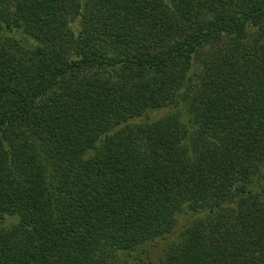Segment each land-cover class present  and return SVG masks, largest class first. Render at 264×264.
I'll list each match as a JSON object with an SVG mask.
<instances>
[{
	"label": "trees",
	"instance_id": "obj_1",
	"mask_svg": "<svg viewBox=\"0 0 264 264\" xmlns=\"http://www.w3.org/2000/svg\"><path fill=\"white\" fill-rule=\"evenodd\" d=\"M0 225V264H264V0H0Z\"/></svg>",
	"mask_w": 264,
	"mask_h": 264
},
{
	"label": "rangeland",
	"instance_id": "obj_2",
	"mask_svg": "<svg viewBox=\"0 0 264 264\" xmlns=\"http://www.w3.org/2000/svg\"><path fill=\"white\" fill-rule=\"evenodd\" d=\"M16 221H17V220H16L15 218H11V219L7 220V221L4 223V225H6V226H10V225L16 223ZM0 226H1V225H0Z\"/></svg>",
	"mask_w": 264,
	"mask_h": 264
}]
</instances>
